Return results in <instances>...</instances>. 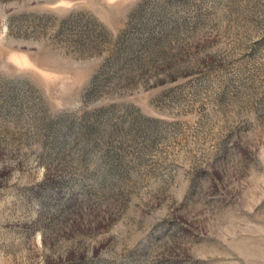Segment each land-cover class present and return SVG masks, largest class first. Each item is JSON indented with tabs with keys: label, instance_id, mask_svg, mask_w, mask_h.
I'll return each instance as SVG.
<instances>
[{
	"label": "rangeland",
	"instance_id": "obj_1",
	"mask_svg": "<svg viewBox=\"0 0 264 264\" xmlns=\"http://www.w3.org/2000/svg\"><path fill=\"white\" fill-rule=\"evenodd\" d=\"M0 264H264V0H0Z\"/></svg>",
	"mask_w": 264,
	"mask_h": 264
}]
</instances>
